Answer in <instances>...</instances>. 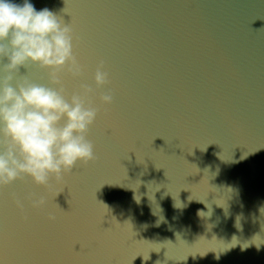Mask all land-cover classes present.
Listing matches in <instances>:
<instances>
[{
    "label": "water",
    "instance_id": "water-1",
    "mask_svg": "<svg viewBox=\"0 0 264 264\" xmlns=\"http://www.w3.org/2000/svg\"><path fill=\"white\" fill-rule=\"evenodd\" d=\"M31 2L71 29L83 70L59 81L93 89L95 159L0 188V264H264V0Z\"/></svg>",
    "mask_w": 264,
    "mask_h": 264
},
{
    "label": "clouds",
    "instance_id": "clouds-1",
    "mask_svg": "<svg viewBox=\"0 0 264 264\" xmlns=\"http://www.w3.org/2000/svg\"><path fill=\"white\" fill-rule=\"evenodd\" d=\"M4 58L7 63H0V188L24 176L45 187L50 178L59 180L77 164L94 161V146L87 138L98 115V108L87 103L93 89L84 86L69 98L59 81L60 72L67 70L75 78L83 70L74 55L71 29L48 8L37 10L31 0H0V61ZM29 64L49 70L51 86L27 78L13 86L19 67ZM94 83L98 89L108 83L102 62ZM100 101L109 105L112 95L101 94ZM134 199L139 202L140 197ZM14 202L23 210L20 200ZM46 204L43 196L31 202L37 210ZM175 206L181 207L178 201Z\"/></svg>",
    "mask_w": 264,
    "mask_h": 264
}]
</instances>
